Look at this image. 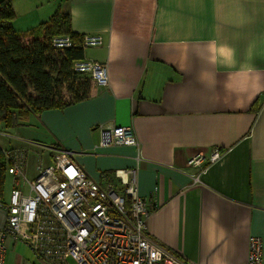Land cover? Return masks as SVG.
Instances as JSON below:
<instances>
[{"label": "crops", "instance_id": "0c3cea01", "mask_svg": "<svg viewBox=\"0 0 264 264\" xmlns=\"http://www.w3.org/2000/svg\"><path fill=\"white\" fill-rule=\"evenodd\" d=\"M12 5L22 34L59 11L79 38L101 35L103 44L83 58L105 63L108 72L107 86L90 80L86 99L6 128L10 142L0 146L29 150L28 178L38 154L49 164L57 150L72 152L96 180L136 168L148 233L166 249L189 264H245L249 239L258 236L264 264V0ZM118 125L132 127L137 146L102 143L103 131ZM214 148L221 154L203 172L187 166ZM5 221L0 207V227ZM5 245L3 264L34 259L22 241L6 238Z\"/></svg>", "mask_w": 264, "mask_h": 264}, {"label": "built area", "instance_id": "2783aa9c", "mask_svg": "<svg viewBox=\"0 0 264 264\" xmlns=\"http://www.w3.org/2000/svg\"><path fill=\"white\" fill-rule=\"evenodd\" d=\"M103 41L101 35H84L80 45L96 47ZM52 44L57 49L74 45L69 35L55 37ZM73 68L98 86L108 84L105 63L79 59ZM108 130L103 144L138 145L131 126ZM220 154L214 148L209 156L195 154L186 164L201 173L206 160ZM5 155L12 186L7 201L0 199L6 212L0 227V264L6 238L24 242L38 264H189L149 235L148 202L138 194L136 168L102 173L96 180L82 170L72 152L57 150L49 164L38 154L34 176L28 178L29 150L15 147ZM245 264H262L260 237H250Z\"/></svg>", "mask_w": 264, "mask_h": 264}, {"label": "trees", "instance_id": "16d2710c", "mask_svg": "<svg viewBox=\"0 0 264 264\" xmlns=\"http://www.w3.org/2000/svg\"><path fill=\"white\" fill-rule=\"evenodd\" d=\"M12 0H0V123L5 128L23 124L30 114L62 108L89 95L90 78L73 68L84 59V49L70 27L67 14L57 11L27 33L13 27ZM69 35L73 46L57 49L52 40ZM61 90L70 98L65 100ZM8 161L0 146V199Z\"/></svg>", "mask_w": 264, "mask_h": 264}, {"label": "rangeland", "instance_id": "374dc122", "mask_svg": "<svg viewBox=\"0 0 264 264\" xmlns=\"http://www.w3.org/2000/svg\"><path fill=\"white\" fill-rule=\"evenodd\" d=\"M18 22H20V21H18ZM15 26H16V24H15ZM19 27H21V26H19ZM22 27H24V26H22ZM95 51H96L95 47H87V48H85L84 57L85 58L90 57L93 53H95ZM60 92L62 93L63 99L67 100V99L70 98L69 94H67L65 92V90H61ZM5 131L12 133V130L6 129L2 124H0V143H1L2 147L8 148V143L10 141L8 139V135L4 134ZM1 133H3V134H1ZM43 159H44V161L47 162V158L45 159V155H43ZM28 162H29V160H28ZM32 162H33V159H32ZM9 176L10 175H7L6 179H5L4 193H7L8 189H9V182H10V177ZM22 261L24 263V260H22ZM26 264H38V263H37L36 259L34 258L33 260H27Z\"/></svg>", "mask_w": 264, "mask_h": 264}, {"label": "water", "instance_id": "95a60500", "mask_svg": "<svg viewBox=\"0 0 264 264\" xmlns=\"http://www.w3.org/2000/svg\"><path fill=\"white\" fill-rule=\"evenodd\" d=\"M103 133H104V135H107L109 133V130L106 129V130L103 131Z\"/></svg>", "mask_w": 264, "mask_h": 264}]
</instances>
